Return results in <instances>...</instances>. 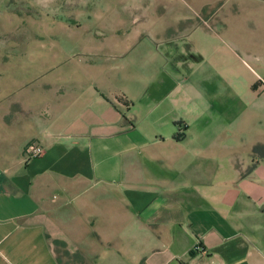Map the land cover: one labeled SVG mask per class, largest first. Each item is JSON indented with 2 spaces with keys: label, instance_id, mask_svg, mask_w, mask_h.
<instances>
[{
  "label": "crops",
  "instance_id": "obj_1",
  "mask_svg": "<svg viewBox=\"0 0 264 264\" xmlns=\"http://www.w3.org/2000/svg\"><path fill=\"white\" fill-rule=\"evenodd\" d=\"M56 1L10 51L35 64L0 50V264H264V113L220 99L159 14L116 13L119 34L110 5ZM247 11L264 58V4ZM31 141L46 151L27 160Z\"/></svg>",
  "mask_w": 264,
  "mask_h": 264
},
{
  "label": "rangeland",
  "instance_id": "obj_2",
  "mask_svg": "<svg viewBox=\"0 0 264 264\" xmlns=\"http://www.w3.org/2000/svg\"><path fill=\"white\" fill-rule=\"evenodd\" d=\"M44 1L54 4L56 0H0V50H3V56L13 58L15 63L28 59V63L32 65L38 61L37 50L23 56L19 54L17 57L12 56L10 51L21 48L22 44L27 46L37 38V34L43 30L41 19L57 17L53 13L54 7L43 10ZM57 1L61 2L59 8L62 13L73 3L70 0ZM93 2L94 6L103 8L110 5L108 11L112 24L106 30L104 29L106 32L121 34L128 29V25L117 21L116 13L125 17L140 13L139 8H141L149 16L151 13L159 14L158 27L161 30L164 29L159 32L165 36L174 35L184 38L180 41L182 48L191 58L201 61L204 69L210 71L208 77H211L210 80L218 86L215 93L220 99L236 100L238 112L252 109L254 112L264 113V58L248 52L244 46L246 30L256 27L253 17L249 16L247 11V4L252 2L264 4V0L87 1L90 5ZM180 9L190 12V17L179 20L177 12ZM195 11L202 14L206 22L199 20L198 13L194 16ZM69 16L72 14L68 13L67 18ZM59 18L63 17L59 16ZM97 31V26L87 27L85 24L80 28L63 27L60 30L63 34H88ZM184 41H188L189 46H184ZM165 48L166 45L163 46V49ZM252 66L254 72H251ZM249 73L253 75L254 83L246 87ZM62 257V264H85V261L80 260L81 258L77 255L63 253Z\"/></svg>",
  "mask_w": 264,
  "mask_h": 264
},
{
  "label": "built area",
  "instance_id": "obj_3",
  "mask_svg": "<svg viewBox=\"0 0 264 264\" xmlns=\"http://www.w3.org/2000/svg\"><path fill=\"white\" fill-rule=\"evenodd\" d=\"M46 151L45 146L39 141H31L24 150V156L27 160L42 156Z\"/></svg>",
  "mask_w": 264,
  "mask_h": 264
},
{
  "label": "trees",
  "instance_id": "obj_4",
  "mask_svg": "<svg viewBox=\"0 0 264 264\" xmlns=\"http://www.w3.org/2000/svg\"><path fill=\"white\" fill-rule=\"evenodd\" d=\"M75 255H77V256H78V254H75ZM80 258H81V260H82V261H84V258H83V257H80Z\"/></svg>",
  "mask_w": 264,
  "mask_h": 264
}]
</instances>
